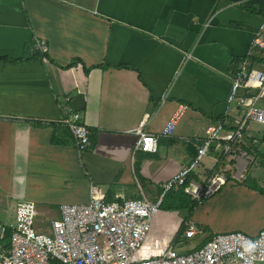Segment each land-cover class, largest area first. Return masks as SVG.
<instances>
[{
	"label": "crops",
	"instance_id": "1",
	"mask_svg": "<svg viewBox=\"0 0 264 264\" xmlns=\"http://www.w3.org/2000/svg\"><path fill=\"white\" fill-rule=\"evenodd\" d=\"M263 16L264 0H0V210L10 198L57 210L87 202L91 183L106 200L155 201L207 126L241 115L227 99L245 59L264 67V50L250 47ZM34 38L46 41L48 62L30 51ZM180 104L187 108L174 135L160 137L154 152L136 149L138 130L159 133ZM73 113L89 131L81 155L63 122ZM243 147L251 159L222 156L221 171L234 178L245 167V177L192 214L208 231L202 242L264 226V124H250ZM208 158L198 174L215 165V153ZM231 199L263 217L244 228L208 219L206 211ZM160 215L153 224L163 231ZM0 222L14 221L0 213Z\"/></svg>",
	"mask_w": 264,
	"mask_h": 264
},
{
	"label": "built area",
	"instance_id": "2",
	"mask_svg": "<svg viewBox=\"0 0 264 264\" xmlns=\"http://www.w3.org/2000/svg\"><path fill=\"white\" fill-rule=\"evenodd\" d=\"M251 49L264 50V16L251 42ZM30 51L48 62V45L34 38ZM264 67L255 69L245 59L233 75L228 105L235 103L241 115L232 123L218 121L207 126L206 134L197 146L188 165L181 168L163 184V192L182 189L193 198L215 194L234 178L245 177L240 168L237 176L223 171L198 174L204 156L215 153V161L222 156L239 162L251 159L244 149L245 132L252 122L264 124ZM186 104H180L157 134L138 130L135 148L146 152L157 150L160 137L174 135ZM73 113L63 122L74 136L81 155L90 144L89 131ZM144 120L140 125L144 124ZM233 167V166H232ZM196 176V177H195ZM162 196L155 201L146 198H125L119 195L106 200L104 192L95 184L89 186V199L83 203H61L59 217L50 221L47 230L36 227L37 207L27 199H18L14 222H0V264H264V226L255 235L231 230L215 232L202 244L188 251L178 252L169 239L151 238L155 217L160 213ZM185 239L202 234L192 221L185 222ZM166 223H161V229ZM10 228V246L2 247V239Z\"/></svg>",
	"mask_w": 264,
	"mask_h": 264
},
{
	"label": "rangeland",
	"instance_id": "3",
	"mask_svg": "<svg viewBox=\"0 0 264 264\" xmlns=\"http://www.w3.org/2000/svg\"><path fill=\"white\" fill-rule=\"evenodd\" d=\"M206 156L203 157L201 162L202 163L206 162V164L204 163V165H206V167L210 168L209 167L210 164L207 162L211 163L212 160H210V158H208L209 159L208 161L205 160ZM213 162H214V160H213ZM55 193L57 195V192H55ZM58 193H60V192H58ZM160 194L159 195L163 197L165 193L162 192ZM210 196H212V195H210ZM213 196L215 197L216 195L213 194ZM213 196H212V198H214ZM209 197H202L203 199L195 207L194 210H196L197 207H199L201 203L207 204L209 202V200H211V199H209ZM14 203H15V200L10 198V199H8V203L6 201H4L1 204V210H0L1 216L5 217V219H7V221L10 223H12L14 221V210H15V204ZM5 206H8L9 209H7ZM37 207H38L39 212L37 215L36 227L37 228L41 227L43 230H47L50 226V221L52 219L59 217V211L52 206L42 207L40 205H37ZM213 207H215V206H213ZM211 208H212V206H211ZM217 208L218 209H216V210L209 209L208 211H206V213L208 214V219H212V221L219 219V223L225 224V225L235 224L234 226L244 228V225L249 226V225L255 223L258 219H261V217H263L262 215L256 213V211H258L257 209H253L250 205H247L245 203H240V202H238V200L233 201L231 199V200H228L226 203L219 202V206H217ZM161 212L166 213V215H164V218L162 220V223H166V227L163 229V231L162 230L159 231V229L156 226H154V224H153L151 234H154L155 236L157 234L158 235L168 234L165 237H168V238H171L172 236L174 237L175 234L177 233V230L179 229L181 222H182L183 212L160 210V213L158 215H160ZM160 216H162V214ZM197 227L202 228L203 233L196 235L195 237L189 238V239H185L182 235L179 236L177 238V242L173 243L176 251L185 252V251H188L189 249H191L192 247L202 243V241H203V239H205V236H206L208 231L205 230L201 226L197 225ZM162 239H164V238H162Z\"/></svg>",
	"mask_w": 264,
	"mask_h": 264
},
{
	"label": "trees",
	"instance_id": "4",
	"mask_svg": "<svg viewBox=\"0 0 264 264\" xmlns=\"http://www.w3.org/2000/svg\"><path fill=\"white\" fill-rule=\"evenodd\" d=\"M34 57H38V54L34 53ZM17 61V60H14ZM225 166L224 157H220L218 162L215 163L213 168L208 171L209 174L220 172ZM226 175L230 176V171H225ZM196 177V176H195ZM203 198H193L191 195L185 193L182 189H171L165 192L160 203V210L162 211H181L183 212L182 222L177 230V233L172 238V242H177V238L182 235L186 229L185 222L189 221L192 217L195 207L200 203ZM112 200V199H109ZM10 228H7L4 238L2 239L3 249H7L10 246ZM205 242V241H204ZM202 242V243H204ZM200 243V244H202Z\"/></svg>",
	"mask_w": 264,
	"mask_h": 264
},
{
	"label": "water",
	"instance_id": "5",
	"mask_svg": "<svg viewBox=\"0 0 264 264\" xmlns=\"http://www.w3.org/2000/svg\"><path fill=\"white\" fill-rule=\"evenodd\" d=\"M169 213H170V212H169ZM161 214L166 215V213H162V212H161Z\"/></svg>",
	"mask_w": 264,
	"mask_h": 264
}]
</instances>
